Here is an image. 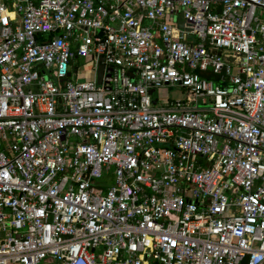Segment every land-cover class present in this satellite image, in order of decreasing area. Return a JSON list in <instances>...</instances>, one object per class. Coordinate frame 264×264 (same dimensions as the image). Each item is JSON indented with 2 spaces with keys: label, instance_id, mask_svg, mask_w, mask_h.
<instances>
[{
  "label": "built area",
  "instance_id": "2783aa9c",
  "mask_svg": "<svg viewBox=\"0 0 264 264\" xmlns=\"http://www.w3.org/2000/svg\"><path fill=\"white\" fill-rule=\"evenodd\" d=\"M0 264H264V0H0Z\"/></svg>",
  "mask_w": 264,
  "mask_h": 264
},
{
  "label": "rangeland",
  "instance_id": "374dc122",
  "mask_svg": "<svg viewBox=\"0 0 264 264\" xmlns=\"http://www.w3.org/2000/svg\"><path fill=\"white\" fill-rule=\"evenodd\" d=\"M79 66L81 67L82 65H86V63H88V60L85 59V58H79L77 60ZM86 69L87 70H90V67L87 65L86 66ZM86 78H89V75L86 76ZM132 82L135 81L133 78L131 79ZM158 97L159 99V102H158V106L161 105V103H165L166 101H168L169 99L170 100H184L185 97H186V92L185 90L179 88V87H164V88H161L160 90H157L152 98H156ZM202 101L204 103L207 102V99L204 98L202 99ZM198 107L201 108L203 107V105L201 104V102H199L198 104ZM112 182H109L108 184H111Z\"/></svg>",
  "mask_w": 264,
  "mask_h": 264
},
{
  "label": "water",
  "instance_id": "95a60500",
  "mask_svg": "<svg viewBox=\"0 0 264 264\" xmlns=\"http://www.w3.org/2000/svg\"><path fill=\"white\" fill-rule=\"evenodd\" d=\"M180 18H181V15L179 17V20H180ZM178 24H179V27H181L180 21L178 22ZM102 61H103L102 58H100L98 61V66H97V71H96V84L97 85H100V83H101V77H102V73H103V65L101 64ZM152 92L153 91H150L149 94H151Z\"/></svg>",
  "mask_w": 264,
  "mask_h": 264
}]
</instances>
